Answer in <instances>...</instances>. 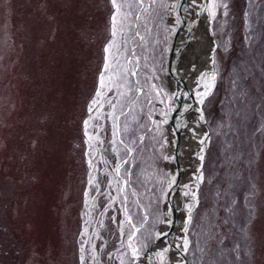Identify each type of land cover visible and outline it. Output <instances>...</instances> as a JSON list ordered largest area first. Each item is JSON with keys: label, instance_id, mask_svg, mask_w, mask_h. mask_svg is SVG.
<instances>
[{"label": "rangeland", "instance_id": "rangeland-1", "mask_svg": "<svg viewBox=\"0 0 264 264\" xmlns=\"http://www.w3.org/2000/svg\"><path fill=\"white\" fill-rule=\"evenodd\" d=\"M169 4L0 0V264H133L154 241ZM211 14V132L187 258L264 264V0H214Z\"/></svg>", "mask_w": 264, "mask_h": 264}, {"label": "water", "instance_id": "water-1", "mask_svg": "<svg viewBox=\"0 0 264 264\" xmlns=\"http://www.w3.org/2000/svg\"><path fill=\"white\" fill-rule=\"evenodd\" d=\"M184 2L185 0H170L167 13L168 35L172 39L168 54V73L174 100L171 111L160 119L166 125L167 134L165 142L168 147V152L165 168L169 174L167 185L168 193L162 204L163 222L157 230L154 242L141 255L142 264H160L157 255L163 248L168 249L166 264H189L187 258L190 244L188 229L191 222V214L193 212V208H190L189 204L192 198H194L193 200H198V193L203 178V165L211 132L202 108V103L206 95L202 96V98H204L203 101L199 96H196V92L198 91L195 90V87H191L192 84H190L191 82L187 78L188 75H186L185 71H181V52L183 49V47H181V21L184 25V7L181 8V6ZM212 2L213 0H202L197 15V24L203 27L202 42L204 48L208 44H212L213 46L215 44L217 48V39L214 36L211 19ZM189 41L190 37L187 38V42ZM214 53L215 51L212 49L210 53V58L212 60L211 73L214 71ZM173 82L175 87H178L177 90H173ZM210 84L212 83L210 82ZM191 115H194L202 129H204L205 136L203 142L199 145L200 148L198 147L200 150L197 152V157L202 155V160L197 171L195 189L189 193L192 194V197H189V195L186 197L185 188L181 181V175L184 171L182 165V148L180 145L181 139L180 136L176 134L182 123L183 125L187 124L188 118H190ZM172 140L175 142V147L177 146L178 156H175V158L173 156V158L168 159ZM159 231L162 232L159 233Z\"/></svg>", "mask_w": 264, "mask_h": 264}, {"label": "bare ground", "instance_id": "bare-ground-1", "mask_svg": "<svg viewBox=\"0 0 264 264\" xmlns=\"http://www.w3.org/2000/svg\"><path fill=\"white\" fill-rule=\"evenodd\" d=\"M201 1L202 0H185L184 4L181 6V8L184 7V25L181 21V47H183L181 52V71H185L186 75H188L187 78L190 80V84H192L191 87H195V90L198 91L196 92V96H199L203 101L204 98H202V96L206 95L211 89V84L209 82L210 77L208 80L206 75H211L212 60L210 58V53L212 49L216 51V45L214 44L213 46L212 44H208L205 48L203 46V27L197 24V15L201 6ZM188 37H190L189 42H187ZM177 89L178 87L174 85L173 90ZM203 130L204 129H202L194 115H191L190 118H188L187 124L183 125L182 123L176 134L180 136L181 139L182 165L184 167L181 181L185 188L186 197H188V195L192 197V194L189 193L190 191H194V186L197 182V171L202 160V155L197 157V152L200 150L199 145L203 142L205 136V131ZM174 140L171 141L168 159L173 158V156L174 158L178 156L177 146L175 147ZM161 232L162 231H159V233ZM135 253L133 264H142L141 255H139L137 251H135ZM157 259L160 264H166L168 249H161L157 255Z\"/></svg>", "mask_w": 264, "mask_h": 264}, {"label": "snow or ice", "instance_id": "snow-or-ice-1", "mask_svg": "<svg viewBox=\"0 0 264 264\" xmlns=\"http://www.w3.org/2000/svg\"><path fill=\"white\" fill-rule=\"evenodd\" d=\"M112 2H113V4L115 5V0H112ZM225 7H226V5H225ZM113 19H114V18H113ZM101 83L103 84V77L101 78ZM93 103H95V101H94ZM87 123H88V121L85 122L86 125H87Z\"/></svg>", "mask_w": 264, "mask_h": 264}]
</instances>
